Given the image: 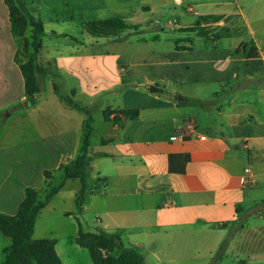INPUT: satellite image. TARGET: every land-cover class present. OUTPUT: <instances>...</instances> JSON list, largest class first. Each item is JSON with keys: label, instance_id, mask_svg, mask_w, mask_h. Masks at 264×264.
<instances>
[{"label": "crops", "instance_id": "crops-1", "mask_svg": "<svg viewBox=\"0 0 264 264\" xmlns=\"http://www.w3.org/2000/svg\"><path fill=\"white\" fill-rule=\"evenodd\" d=\"M39 1L22 0L43 23L46 35L55 15H45ZM83 2L96 9L98 19L91 21L118 18L152 27L153 15L172 2L182 7L179 17L193 19L174 28V36L149 31L153 35L147 50L128 48L133 38L105 43L91 36L64 46L43 41L38 61L53 66V75L47 77L53 92L59 79L77 81L68 96L92 117L95 111L102 113L98 128L93 117L90 138L93 152L101 156L91 164L89 186L94 189L82 205L76 202L81 182L65 181L39 213L34 239L55 240L37 237L42 217L77 218V238L83 226L77 216H88L97 232L119 233L125 247L142 250L145 264L148 258L150 264H163L160 257L175 264L173 258L183 249L210 258L209 264L230 225L238 224L212 263L228 258L224 264H264V0ZM175 13L177 20V9ZM195 26L208 29L207 37L186 31ZM50 34L58 38L65 33ZM162 44L165 47H159ZM18 52L10 7L0 0V127L21 115L17 128L0 131V214L11 217L17 216L27 189L38 191L42 201L64 181L62 168L79 156L85 120L83 113L43 89L32 105H25L28 95ZM58 86L63 92L61 82ZM135 109L136 120L104 118L105 112L113 119ZM191 122L196 131L173 142ZM170 156L189 159L183 174L170 173ZM174 163L181 169L182 160ZM46 172L52 174L50 179ZM203 235L214 240L205 248L199 246ZM55 241L63 264L64 246ZM189 241L191 245L184 244ZM12 242L0 232V264Z\"/></svg>", "mask_w": 264, "mask_h": 264}, {"label": "trees", "instance_id": "trees-1", "mask_svg": "<svg viewBox=\"0 0 264 264\" xmlns=\"http://www.w3.org/2000/svg\"><path fill=\"white\" fill-rule=\"evenodd\" d=\"M6 2L11 10L15 36L17 35L15 31L16 25L19 26L22 31L27 28H31L32 30L31 46L33 48V55L26 62L21 63V70L26 80V91L28 95V100L25 102V105L30 106L33 103L34 96L42 90L40 78L50 74L47 68L40 66L38 63V54L43 46L45 28L41 21L36 20L28 12L22 0H6ZM83 28L93 38L114 39L115 41H120L122 35L126 32H138L141 30L140 25H129L118 18L87 21L83 23ZM186 31L196 32L203 38H206L209 34L208 29H203L200 26L189 28ZM17 61H19V52L17 54ZM53 87L54 93L61 102L85 115L80 153L75 161L62 168L64 181L58 187L50 189L45 195L44 200H39L38 191L29 188L25 192V200L21 204L17 216L11 217L0 214V232L10 237L13 241L11 247L7 250L4 264H62L55 251V240L34 239L35 226L39 213L48 205L51 199L59 193L67 180L78 179L82 184L76 200L78 206L82 205L86 195L91 193L94 189L89 186L91 164L97 157H100L101 154L93 152L90 142L94 121L91 111L80 106L70 96L63 94L57 83H54ZM184 104L205 106L193 102H185ZM104 118L107 122H120L122 119L136 120L139 118V110H123L113 119L110 118L108 112H105ZM178 160H182L181 169H176L174 167V162ZM188 161L189 159L182 156H170V173L183 174ZM45 177L50 179L52 174L46 172ZM231 238L232 236L223 243L219 249L220 252H218V257H220L222 252L226 249ZM94 241L95 244L84 241V233L80 225L76 243L81 248L89 251L93 264H145L144 255L136 248L125 247L119 233H107L101 230L98 232V235L95 236ZM101 249L111 252L118 250L121 252V256L117 260L110 259L105 263L102 260L103 257L100 253Z\"/></svg>", "mask_w": 264, "mask_h": 264}, {"label": "rangeland", "instance_id": "rangeland-1", "mask_svg": "<svg viewBox=\"0 0 264 264\" xmlns=\"http://www.w3.org/2000/svg\"><path fill=\"white\" fill-rule=\"evenodd\" d=\"M65 1L69 3L68 6L65 5ZM40 3L44 5L43 12H45V15H55V19H51L50 22V28L49 32H47L46 35L43 36L44 44L46 45H53V44H60L65 45L68 43H71L70 40L75 41H83L92 38L84 29H83V23L86 21L96 20L98 19V16L95 12L94 7H85V4L83 0H40ZM175 9L178 10V13L182 10V7L176 5V3L172 2L171 6L164 9H159L157 14L153 15L154 19V25L150 27V24H141V30L138 32L135 31H129L126 33V35H122V40L133 38L134 40H129L128 48H136V49H143L145 48L147 50V43L148 38L153 35V33L149 31H155L154 34H157L161 37L164 35L168 36H174L177 34V32L174 31V28H177L178 26H186L190 25L192 21V17H179L177 16L176 20V13ZM142 10H138V13H141ZM147 15V12H145ZM47 22V27H48ZM50 30H54L57 32H62L65 34H61L56 37H52L50 34ZM165 30V31H164ZM15 31L17 33V41L19 44V61L21 63L26 62L32 55H33V48L31 46L32 40H31V33L32 30L30 28H27L22 31V29L19 28V26H15ZM148 31V32H147ZM145 38V40H143ZM97 39V38H94ZM102 42H112L114 39H98ZM159 47H165L162 45H159ZM39 62V61H38ZM39 65L42 67H46L49 72L53 75L54 69L53 66L47 67L43 62H39ZM47 76H43L40 78L42 89L47 95L54 96V92L52 89V85L48 84ZM62 83V93L66 95L70 94V89L75 86L77 81H73L70 79H63L58 80V84ZM57 83V82H56ZM56 96V95H55ZM54 98H58L57 96ZM104 101H110V97L104 96L102 97ZM80 100L84 104H88L87 100H84V98H81ZM58 100V99H57ZM21 115H14L13 117H10L6 120V123L3 124L2 127H0V131L8 130L10 127L17 128L21 123L19 121V118ZM102 113L100 111H95L93 113V117L95 119V125L98 128L100 124H102L101 121ZM6 127V128H5ZM97 136V135H96ZM96 136L93 140V143L95 142ZM82 222V229L84 233V241L87 243L95 244L94 238L96 235H98L97 232V224L92 223V218L86 217L84 220L82 218H79ZM77 218L76 219H64L62 217L60 218H54V217H42L38 221L37 225V237H43L48 239H55L60 244L64 246L65 255L62 256L63 264H92V258L86 249H78L76 247V231H77ZM238 226V224H236ZM235 226L230 225L229 230L226 231V235L221 240V246L230 236H233V231L235 229ZM215 240L218 239V237L215 235ZM199 246L201 248H205L209 246L211 243L214 242L213 237H207L205 235L201 236L199 239ZM185 245H191L192 241L185 242ZM189 249H193L191 247H187ZM221 248V247H220ZM142 254L144 253L142 250H139ZM190 250L183 249L181 250V254L174 257L175 264H208L207 257H200L197 258L193 251V254L189 252ZM220 252V251H219ZM100 253L103 257V261L105 263L108 262V260H117L121 256V252L118 250L114 251H107L105 249H101ZM144 255V254H143ZM147 257V256H145ZM172 258L169 257H160V260L163 264H171L170 260ZM219 257L216 256L213 260H211V263L214 264V260H218ZM226 260V259H225ZM228 260V258H227ZM226 260V261H227ZM226 261H224L222 264H224ZM150 260L148 258V264H150ZM220 263V262H219ZM217 263V264H219ZM118 264V263H117ZM120 264V263H119Z\"/></svg>", "mask_w": 264, "mask_h": 264}, {"label": "built area", "instance_id": "built-area-1", "mask_svg": "<svg viewBox=\"0 0 264 264\" xmlns=\"http://www.w3.org/2000/svg\"><path fill=\"white\" fill-rule=\"evenodd\" d=\"M196 131V126L191 122L188 124L186 130L177 132L175 136L172 138L173 142H181L187 138V136H191L192 132ZM200 140H206V137H201Z\"/></svg>", "mask_w": 264, "mask_h": 264}, {"label": "water", "instance_id": "water-1", "mask_svg": "<svg viewBox=\"0 0 264 264\" xmlns=\"http://www.w3.org/2000/svg\"><path fill=\"white\" fill-rule=\"evenodd\" d=\"M151 91H152V92H155V91H157V90H155V88L152 87V88H151ZM179 100H182V98L179 97Z\"/></svg>", "mask_w": 264, "mask_h": 264}]
</instances>
